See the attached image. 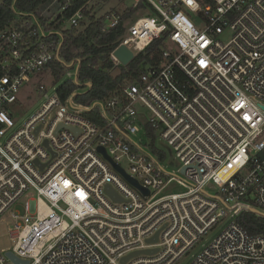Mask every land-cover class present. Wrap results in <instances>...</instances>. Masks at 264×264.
I'll list each match as a JSON object with an SVG mask.
<instances>
[{
	"label": "built area",
	"instance_id": "built-area-1",
	"mask_svg": "<svg viewBox=\"0 0 264 264\" xmlns=\"http://www.w3.org/2000/svg\"><path fill=\"white\" fill-rule=\"evenodd\" d=\"M131 1L97 17L100 0H47L0 30V221L11 244L0 264H13L7 252L27 264H264V234L237 222L264 219V0ZM127 8L153 15L125 23L113 71L119 46L134 58L162 38L168 49L104 100L83 105L76 89L62 99L65 82L90 83L78 57L61 59L63 33L90 17L114 29ZM53 62L71 70L59 84L44 71ZM41 74L51 84L27 108L18 94ZM148 129L154 150L135 139Z\"/></svg>",
	"mask_w": 264,
	"mask_h": 264
},
{
	"label": "trees",
	"instance_id": "trees-1",
	"mask_svg": "<svg viewBox=\"0 0 264 264\" xmlns=\"http://www.w3.org/2000/svg\"><path fill=\"white\" fill-rule=\"evenodd\" d=\"M47 0H1L0 3V30L6 28L17 19L15 11L21 13L37 12ZM134 10L125 9L117 27L102 32L101 18L90 17L86 26L81 29H69L63 33V45L61 59L69 63L78 57L80 62L78 79L81 83L90 82L92 87L84 90L76 97V101L88 105L96 100H104L116 91H120L125 81H134L139 78L144 66L154 65L160 59L161 48L167 47L164 39L153 42L143 53H139L127 65L117 67L109 61V54L118 45L125 34V23L130 20ZM70 13H68L69 15ZM88 14V13H85ZM52 75V82H58L63 76L65 69L53 62L45 67ZM76 87L72 82H65L58 94L62 99L72 93ZM153 148L154 133L147 130ZM160 159L163 153H158ZM237 222L250 235L264 234V219L250 213H242Z\"/></svg>",
	"mask_w": 264,
	"mask_h": 264
},
{
	"label": "rangeland",
	"instance_id": "rangeland-1",
	"mask_svg": "<svg viewBox=\"0 0 264 264\" xmlns=\"http://www.w3.org/2000/svg\"><path fill=\"white\" fill-rule=\"evenodd\" d=\"M1 3V0H0ZM132 5V1L131 0H100V2L98 3V7H96V14L97 17L102 16L103 14H105L106 12L112 10V9H124L125 7H130ZM153 14L151 12H147V11H135L132 16L130 17V22L134 21L137 18L140 17H144V16H152ZM229 37V33L226 32L223 37L221 38L222 40L226 41ZM168 49V47H167ZM169 49H173L171 46L169 47ZM71 70L69 69H65L64 75L62 77V79H60L57 84H59L64 78H65V74H67L68 72H70ZM116 73V72H115ZM44 85L45 87H49L51 84V79L48 75H36L31 77V79L24 85V87L22 88V90L19 92L18 97L20 98V100H22L24 102V104H26L27 108L30 107L34 102L39 101V96L36 92L37 86L38 85ZM76 92L82 93L84 92V89H80V88H76ZM36 103V104H37ZM35 104V105H36ZM33 106L26 115L32 113L33 108L36 106ZM142 139L143 141V145L145 146V148L147 150H151V145L152 142L149 138L146 137H135V139ZM154 146L157 147V143H154ZM164 153L166 154V157L163 161V165L166 167V170L168 172L174 173L176 174V170H177V165H175L174 163H171V156L169 155L168 151L164 148ZM173 185V184H172ZM171 187V185H170ZM172 191L175 192H179L183 189L181 188H175L172 186ZM207 189H209L210 191H214V189L212 188V186L208 187ZM168 192V190L166 191ZM15 210L20 211L21 207L19 206V204H17L15 206ZM7 216L4 217V220L0 221V250L1 249H8L10 248L11 244L9 241V237H8V225H7ZM183 260H181L178 264H180Z\"/></svg>",
	"mask_w": 264,
	"mask_h": 264
},
{
	"label": "water",
	"instance_id": "water-1",
	"mask_svg": "<svg viewBox=\"0 0 264 264\" xmlns=\"http://www.w3.org/2000/svg\"><path fill=\"white\" fill-rule=\"evenodd\" d=\"M114 56L118 59V61L120 62L121 66H127L133 59V53L127 49L125 46H119L115 51H114ZM88 89H90L92 87V84L89 83L86 85ZM98 151L102 154V156L111 164V166L117 171L119 172L122 177L133 187H135L136 189H138L139 191H141L142 193H144L145 195H148V191L144 188H142L133 178H131L130 176H128L121 168H119V166H117L115 163H113V161L111 160V158L107 155V153L105 152V150L103 148H98ZM184 170L182 169L181 172H183ZM106 193L107 195L112 199V200H118L119 198L116 196V194L109 188H106ZM157 240V235L154 237L153 240H150L151 242H154ZM156 252V250H151V251H144L142 252L143 254L146 255H151L154 254ZM138 253H134L131 256H135ZM6 257L13 263V264H27L26 261H22L19 258H17L16 256H14L12 253L7 252ZM129 257H126L122 260V262L126 261Z\"/></svg>",
	"mask_w": 264,
	"mask_h": 264
}]
</instances>
